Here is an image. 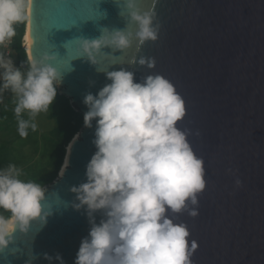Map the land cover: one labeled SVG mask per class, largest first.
I'll return each instance as SVG.
<instances>
[{"label":"water","instance_id":"obj_1","mask_svg":"<svg viewBox=\"0 0 264 264\" xmlns=\"http://www.w3.org/2000/svg\"><path fill=\"white\" fill-rule=\"evenodd\" d=\"M150 6L151 0H140V7ZM154 10L158 39L146 42L137 56L154 58L155 66H123L134 72V82L148 74L167 78L184 101L178 127L190 131L187 139L203 159L206 181L198 194V215L175 217L198 245L192 262L264 264V0H156ZM126 19L123 0H27L22 40L28 35L27 60L48 52L57 56L59 71L70 67L57 91L83 116L84 95H95L110 81L86 59H75L78 38H98L103 28L123 30ZM101 51L115 55L118 63L132 55V49ZM97 60L104 71L121 67H110L103 53ZM92 123L81 127L65 149V168L44 186V206H51L52 214L42 227L35 221L27 234L17 233L16 243L0 254V264H25L31 249L33 264H49L45 253H59L64 264H74L91 225L84 208L72 207L75 194L69 189L86 181L85 166L96 151ZM94 217L96 223L102 218L99 212ZM15 247L20 252L13 255Z\"/></svg>","mask_w":264,"mask_h":264},{"label":"clouds","instance_id":"obj_2","mask_svg":"<svg viewBox=\"0 0 264 264\" xmlns=\"http://www.w3.org/2000/svg\"><path fill=\"white\" fill-rule=\"evenodd\" d=\"M155 3L151 0L152 6L142 8L140 0H123L127 13L123 30L103 28L98 38H78L75 59H86L110 83L82 100L87 108L84 127L92 128L95 121L96 151L85 166L86 181L69 189L75 194L72 207L84 208L91 225L74 264H193L198 245L189 241L186 224L175 217L198 215V194L206 181L203 159L187 139L190 131L178 127L185 116L184 101L167 78L148 74L134 82V72L123 66H155L154 58L137 56L146 42L158 39ZM26 7L27 0H0V45L16 35L15 25L23 22ZM105 47L121 54L132 49V55L118 63L115 55L101 51ZM102 53L110 67L120 65L119 70L99 69L97 57ZM56 60L55 54L44 52L31 58L22 72L10 55L0 53V97L5 91L12 93L21 138L37 129L36 116L49 111L63 74L72 71L70 67L59 71ZM22 176L14 164L0 169V254L16 243L17 233L27 234L35 221L42 227L52 214V207L44 206L45 187ZM235 183L241 185L239 179ZM97 212L102 216L99 223ZM10 252L15 255L20 249ZM35 259L31 249L25 264ZM44 259L64 264L59 253L54 257L45 253Z\"/></svg>","mask_w":264,"mask_h":264},{"label":"trees","instance_id":"obj_3","mask_svg":"<svg viewBox=\"0 0 264 264\" xmlns=\"http://www.w3.org/2000/svg\"><path fill=\"white\" fill-rule=\"evenodd\" d=\"M16 35L12 49L15 65L28 70V60L22 47L25 30V13L22 23L15 25ZM12 106L0 105V169L14 164L22 169L21 179L32 180L46 186L57 177L65 155V149L83 126V116L75 112L69 101L57 91L47 119L54 121L55 128L40 141L28 130L26 138L17 131V119ZM27 118V117H25ZM7 215V213H4Z\"/></svg>","mask_w":264,"mask_h":264},{"label":"rangeland","instance_id":"obj_4","mask_svg":"<svg viewBox=\"0 0 264 264\" xmlns=\"http://www.w3.org/2000/svg\"><path fill=\"white\" fill-rule=\"evenodd\" d=\"M48 112H42L38 114L35 118V123L37 124V129L33 132L32 137L39 139L40 141L43 136H46L51 130L55 128V122L47 119Z\"/></svg>","mask_w":264,"mask_h":264},{"label":"crops","instance_id":"obj_5","mask_svg":"<svg viewBox=\"0 0 264 264\" xmlns=\"http://www.w3.org/2000/svg\"><path fill=\"white\" fill-rule=\"evenodd\" d=\"M2 53V50H0ZM16 66V65H15ZM22 72H26V70L21 69ZM0 105H7L14 107V97L10 91H5L0 97Z\"/></svg>","mask_w":264,"mask_h":264},{"label":"built area","instance_id":"obj_6","mask_svg":"<svg viewBox=\"0 0 264 264\" xmlns=\"http://www.w3.org/2000/svg\"><path fill=\"white\" fill-rule=\"evenodd\" d=\"M13 39L14 37L10 40V41H6L4 45H0V50H2V53L6 56L10 55L14 64H15V55L12 49V44H13Z\"/></svg>","mask_w":264,"mask_h":264},{"label":"bare ground","instance_id":"obj_7","mask_svg":"<svg viewBox=\"0 0 264 264\" xmlns=\"http://www.w3.org/2000/svg\"><path fill=\"white\" fill-rule=\"evenodd\" d=\"M24 39H25V40H24V42H23V48H24L25 52L28 53V46H29L28 35H26ZM76 138H77V135H75V137L73 138V140L76 139ZM65 164H66V163H65ZM65 164L62 166V168H65Z\"/></svg>","mask_w":264,"mask_h":264}]
</instances>
